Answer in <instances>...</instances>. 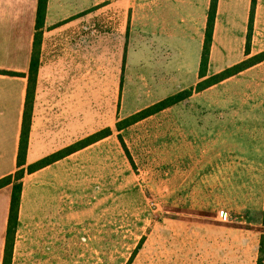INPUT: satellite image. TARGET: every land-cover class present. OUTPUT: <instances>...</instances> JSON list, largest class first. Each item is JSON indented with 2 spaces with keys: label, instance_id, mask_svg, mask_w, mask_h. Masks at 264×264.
<instances>
[{
  "label": "rangeland",
  "instance_id": "obj_1",
  "mask_svg": "<svg viewBox=\"0 0 264 264\" xmlns=\"http://www.w3.org/2000/svg\"><path fill=\"white\" fill-rule=\"evenodd\" d=\"M94 3L74 25L38 30L34 56L42 104L56 119L58 70L77 75V142L94 135L87 142L95 140L97 151L87 154L93 143L79 149L67 178L74 189L59 197L71 202L18 222L6 264H249L254 250L253 264H263L264 211L258 218L252 209H238V217L225 221L219 213L228 207L199 208L198 176L189 168L197 159L183 150L181 123L172 126L173 114L181 120L182 111H168L183 100L158 106L171 96L168 79L158 64L129 55V38L126 61H113L103 0ZM35 95L36 88L33 106ZM102 134L109 136V157L97 145Z\"/></svg>",
  "mask_w": 264,
  "mask_h": 264
},
{
  "label": "crops",
  "instance_id": "obj_2",
  "mask_svg": "<svg viewBox=\"0 0 264 264\" xmlns=\"http://www.w3.org/2000/svg\"><path fill=\"white\" fill-rule=\"evenodd\" d=\"M38 5L39 0H0V178L18 169ZM94 5V0H48L45 25L58 24V30L65 29ZM211 5L212 0H103L108 49L113 61H126L129 38L133 49L130 56L158 64V70L164 71L168 95L192 89L168 111H182L181 120L173 114L172 126L180 128L181 123L183 150L190 153V159H197L189 162V168L190 175L198 176L199 208L228 207L227 221L238 217V209H252L262 218L264 60L206 89L197 90L196 85L264 51V0H217L207 75L202 78L200 65ZM111 32L113 40L115 34L118 36L117 45H111ZM143 47L150 48L145 51ZM78 85L76 74L58 70L56 119L49 106L42 104L43 83L38 73L25 167L80 139ZM107 139L109 136L97 142L104 157H109ZM94 145L86 147L87 154L97 151ZM80 153L75 151L25 174L19 226L26 217L48 214L57 205L59 211V202H71L59 197L74 189L70 190L67 178ZM11 188L0 189V264L5 259ZM251 254L249 264L254 263L258 252Z\"/></svg>",
  "mask_w": 264,
  "mask_h": 264
},
{
  "label": "trees",
  "instance_id": "obj_3",
  "mask_svg": "<svg viewBox=\"0 0 264 264\" xmlns=\"http://www.w3.org/2000/svg\"><path fill=\"white\" fill-rule=\"evenodd\" d=\"M47 3H48V0H39L37 20H36L37 32H36V37H35L34 50L36 46V38L38 36V30L42 29L45 25ZM216 8H217V0H212V5L209 11L203 53H202V58H201V65H200V76L202 78L207 75L206 73H207V68H208V63H209L210 47H211L212 39H213V27H214V21L216 17ZM250 30H251V26H250ZM249 40H250V33L248 35V50H249ZM263 60H264V51L239 64H236L230 68H227L226 70L222 71L219 74L213 75L201 81L200 83H198L196 88L197 90L205 89L206 87L213 85L214 83L222 79H225L234 74H237L243 69L255 63L263 61ZM9 73L19 74L16 72H9ZM37 75H38V61L36 60L34 56V51H33L32 60L30 64V71H29V87H28L26 107H25V112H24V122H23L20 147H19V153H18V169L14 173L8 174L0 178V189L6 186H9V185H11L12 187L4 264H6V261L9 259V257L12 254V249H13V244H14V235L17 231L18 222H19V211H20L22 191H23V178L25 174L27 172L28 173L35 172L49 164H52L60 159H63L67 155L95 141V140H92L93 142L91 141L88 143L87 140H89V137L93 138L94 135L92 137L89 136L88 138L82 140L81 142H77L73 145L65 147L25 167L26 153H27L28 143H29L30 127H31V122H32L33 99H34V93H35V88H36ZM185 91L187 94L182 96L185 93ZM185 91H182L176 95H172V96L165 98L164 100L158 103V106L165 108L174 103L182 101L184 98H186L187 96L191 94L192 89L185 90ZM102 135L103 136H101V138L105 137L104 134ZM79 143H81V146H79Z\"/></svg>",
  "mask_w": 264,
  "mask_h": 264
},
{
  "label": "built area",
  "instance_id": "obj_4",
  "mask_svg": "<svg viewBox=\"0 0 264 264\" xmlns=\"http://www.w3.org/2000/svg\"><path fill=\"white\" fill-rule=\"evenodd\" d=\"M219 216L222 220L227 221L228 219V212L226 210H221Z\"/></svg>",
  "mask_w": 264,
  "mask_h": 264
}]
</instances>
